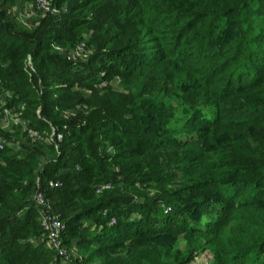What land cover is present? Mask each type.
Instances as JSON below:
<instances>
[{"label": "trees", "instance_id": "trees-1", "mask_svg": "<svg viewBox=\"0 0 264 264\" xmlns=\"http://www.w3.org/2000/svg\"><path fill=\"white\" fill-rule=\"evenodd\" d=\"M23 1L0 0L4 106L22 104L27 125L62 137L58 150L0 149V264H78L38 240L36 189L64 225L61 244L99 264H188L184 231L203 236L207 264H264V0H52L57 11L32 28L6 18ZM81 42L84 58L67 59ZM113 76L126 93L110 89ZM75 104L86 111L60 116ZM97 139L111 147L98 158ZM119 180L168 189L141 200L94 191Z\"/></svg>", "mask_w": 264, "mask_h": 264}, {"label": "rangeland", "instance_id": "rangeland-1", "mask_svg": "<svg viewBox=\"0 0 264 264\" xmlns=\"http://www.w3.org/2000/svg\"><path fill=\"white\" fill-rule=\"evenodd\" d=\"M49 5L51 11H47L43 13L32 5V0H25L23 2L13 3L11 6H8L6 10V18L10 23H12L16 27L32 28L36 25L37 21L43 16H45L47 13H54L55 11H57L58 6L54 5L52 0L49 1ZM59 9H61V7H59ZM75 46L65 52L67 55V59L72 61L81 60L84 58L86 54L84 44H83V51H81L80 53L76 51ZM28 57L29 56L27 55L24 58L25 68L26 67L31 68V62L28 63ZM154 80L155 81L146 84L147 93L154 91V89L156 88L157 78H154ZM109 85H110V89H112L113 91L126 93V90L122 86H120L117 76H113L110 78ZM95 88L97 89L99 96L103 95V93L106 92L104 82L99 85H96ZM72 89L77 90L85 95L89 94V90L82 86L74 85ZM2 92L6 93L4 90H2ZM12 108H13L12 113L15 114L16 116H19V113L23 111L24 106L22 104H17L15 106H12ZM76 111L85 112L86 109L85 107H81L79 104H75L73 107H68L65 109L61 108L60 116L65 118L73 117L76 114ZM6 121L8 122L7 118H0V129L2 130L0 131V136L7 139V142L10 145L17 144L18 147H20L21 143L24 142L29 143L28 138H26L25 134L22 133V131H20L19 129L20 121L17 122V125L8 122L9 126L5 125ZM61 128H65V127L61 126ZM3 130H7V132L9 131L8 134L6 135L5 134L6 131ZM51 130H52V126H50L49 128H43L41 130H38V140L49 141L50 137L52 136ZM95 142H96L95 156L97 158L100 154H102L103 152H108L111 148L110 145H108L103 139H97ZM51 155L52 154L49 148L44 147L41 153L38 155V157L40 158V162L42 163L44 160H47ZM106 164L109 170L112 171L114 170L113 172H111V175L114 176V173H116L117 172L116 170L118 169L117 164L116 163L112 164L110 163L109 160H106ZM115 176H117V174ZM170 186L172 187L174 185L171 184ZM108 188L114 194H120V195L128 194V196L132 197L131 200H141L145 196L153 197L157 194H161L162 192L168 189L167 187H163L162 185H159L155 181H149L146 183L136 182L133 183L132 185H127L122 180L110 183V186ZM202 237L203 236L198 232L184 231L182 235L180 234L178 246L181 248H188L191 252V258L189 259L188 264H207L210 262L211 254L204 245V238ZM61 247L64 251L65 260L75 259V262H77L78 264L100 263L101 256L90 257L87 253L81 255L79 252L80 248L74 244L63 243L61 244ZM124 253L125 250H122L119 253L110 254V257L121 259L123 258Z\"/></svg>", "mask_w": 264, "mask_h": 264}, {"label": "built area", "instance_id": "built-area-1", "mask_svg": "<svg viewBox=\"0 0 264 264\" xmlns=\"http://www.w3.org/2000/svg\"><path fill=\"white\" fill-rule=\"evenodd\" d=\"M50 0H32V5L36 7L39 11L45 13L47 11H51ZM75 49L77 52L83 51V43H79L75 46ZM67 57V55H66ZM28 58V63H29ZM4 96H6V93L0 91V118H7L9 123H14L17 125V122L20 121L19 129L23 131L26 138H28L29 143H34L36 140H38V130L32 126L27 125L26 120H21L19 116H16L12 113V107H6L4 106ZM8 122L6 121L5 125H8ZM52 136L50 137V140L48 142L52 143V147L55 150H58L59 142L61 140V132L58 130H55L52 127L51 130ZM5 145H10L7 142V139L0 136V149L3 148ZM14 148H18V145H10ZM60 183L58 179L49 178L46 180L47 186H56ZM110 186V182L104 181L99 184H97L94 188L95 192H99L104 188H108ZM32 203L36 210V218L39 224L40 228V235L38 237V240L42 241L43 244L49 248H52L55 250L58 256L64 258V251L61 247V232L64 227L62 221L54 214H52L49 211V203L48 200L44 194V192L40 189H36L31 194ZM113 221V218L111 217L109 219V223Z\"/></svg>", "mask_w": 264, "mask_h": 264}, {"label": "crops", "instance_id": "crops-1", "mask_svg": "<svg viewBox=\"0 0 264 264\" xmlns=\"http://www.w3.org/2000/svg\"><path fill=\"white\" fill-rule=\"evenodd\" d=\"M45 142H48V141H45ZM34 240H36V239H34Z\"/></svg>", "mask_w": 264, "mask_h": 264}]
</instances>
